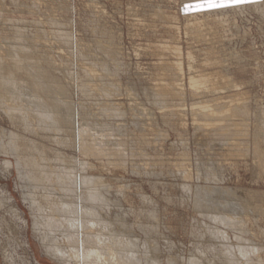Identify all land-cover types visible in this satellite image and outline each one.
Instances as JSON below:
<instances>
[{
	"label": "rangeland",
	"instance_id": "374dc122",
	"mask_svg": "<svg viewBox=\"0 0 264 264\" xmlns=\"http://www.w3.org/2000/svg\"><path fill=\"white\" fill-rule=\"evenodd\" d=\"M176 1L0 0V65L8 64L7 54L9 51H13L14 48L27 49L31 52L30 58L33 60H39L42 56L45 57L46 60L44 59L42 60L43 63L41 62L42 68L50 70L54 76L56 75L55 77L66 78L64 82L68 87V91L72 94H70L71 100H68L70 103L73 102L71 104L76 112V128L80 130L84 123H88L87 119L93 124L95 123L94 125L98 128V131H92L94 133L90 136H84V139L88 143L96 144L99 148H104L107 155L99 157L97 155L96 157L81 152L80 142L78 143L79 146L75 147L62 145L60 144L61 141L68 137L62 133H57V131L49 132L48 136L43 137L40 135L41 130L37 123H34V130L36 129L37 132H28L20 121L15 120L16 124L14 123V120L10 118L3 106L0 107V139L7 146L9 143L7 141H10L9 134L11 133L13 135L17 134L25 141L30 140L29 142H32L35 139V143L32 142L34 145L46 146L52 149L53 153L62 154V157L64 156L69 162L71 161V167L75 170L79 179L85 175L99 178L101 185L108 189V192H105L106 196L108 195L109 199L118 202L119 206L122 207L120 210H116L114 207L111 214L121 215L123 213L130 226L132 239L137 242L138 249H142V252L140 250L139 252L144 254L147 248L150 249L149 251L153 250V254L156 252L155 258L162 264H189L194 257L203 256L205 258H217L214 253L215 251L222 253V245L218 241L212 242L215 237L210 234V231L215 232L217 229L225 232L227 237L229 236L228 242L233 247L235 245V249H237V238L239 237L242 239L244 246L249 245L246 246L249 249L256 245L257 253L254 255V260L256 264H263L264 162L261 161L260 155L256 154V148L264 140V133L260 134L262 137L257 136L258 126H264V22L261 23L263 21L261 14L244 11V13L240 12L237 15L225 16V19H219V23L216 22L218 19H215V17L207 18V20L211 19L210 21L203 18V21L202 19L201 22L197 21L196 26L198 27L190 26L189 29L183 18L190 14L201 17L203 15L200 12H204L206 9L201 10L195 3L193 4L188 0H179L177 1L179 4ZM262 1L252 0V2L242 5ZM205 2L206 0L201 3ZM223 8L226 7L215 8L213 12L220 13ZM157 13L160 14L158 17ZM168 14L170 17L177 16V14H179V17L186 15L175 22L171 21L170 24L174 22L173 26H175L170 28L168 27L169 23L163 18L165 15L169 16ZM228 18L231 19L230 23L227 21ZM206 24L208 27L211 25L210 27L215 29H208ZM237 24L240 26L237 27ZM225 25L228 26L227 29L224 27ZM244 25H246L245 28ZM204 27H206V31ZM195 29L200 30V33L195 34ZM244 29L245 31H243ZM184 30H188V33L191 32L187 34ZM193 30L195 31L192 32ZM232 31L233 33H230ZM202 34L207 36L203 37ZM210 36L213 39H210ZM223 39L226 40L225 43ZM241 39H245L246 42L244 40L242 43ZM210 40H213V43L209 42ZM201 41H204V44ZM221 41L223 42L221 43ZM215 43L216 46L213 45ZM158 45L180 48L182 50V60L174 52H171L172 50L170 52L167 50L168 54L161 46H159V50L156 49ZM204 45L213 48L208 50ZM218 47L222 49L219 50ZM191 48H194V52L197 53L193 52L195 56L193 64L198 71L194 70L193 72L189 71L186 57L189 50L193 51ZM250 48L253 50H250ZM222 50L224 52L229 51L223 53ZM251 51H256L253 52V54L256 53L255 57L252 56ZM216 52L219 55L221 54L218 55L220 58ZM238 56H241L240 59H238ZM252 58L255 59L254 62ZM221 59L223 60L221 61ZM170 61L171 63L177 61L183 63L185 76L183 75L178 83L182 93L185 89L182 94L183 96L185 94V97L178 100L167 99V101L158 102L156 96L148 95L146 91H150L151 88L155 91H161L162 89L159 88L160 83L175 80V77L171 76V71L167 70L169 69L168 66L171 65ZM216 64L220 67H216ZM246 64L247 66H245ZM204 66L205 68L207 66L208 69H205ZM212 66L213 68L210 69ZM230 66L231 68L235 67V69H230ZM83 67L92 71L91 76L86 75ZM2 68L4 67L2 66ZM168 71L170 74H167ZM192 73H194L193 75H203L204 73V75L212 76L214 83L217 82L218 78V82L225 85H222L224 90L221 89L218 93L220 97L218 94H208V97L207 94L200 93L202 89L194 94L188 86V77ZM221 77H224V80ZM92 80L96 81L93 82ZM227 80L228 82L233 81L237 86L239 85L237 90L236 88H229V85L225 84ZM95 83L98 86H95ZM183 85L184 88H182ZM81 86L84 89H81ZM242 86L244 87L242 88ZM110 87L115 89L112 95L106 93V90H109ZM169 88L167 89L170 90ZM92 89L97 90L93 92ZM83 90L88 92V95H85ZM190 91L192 94H190ZM240 93H243L244 96L239 95ZM192 95H195V98ZM216 96L217 99L219 97L220 102L237 101L242 97L243 100L240 99L239 101L241 106L247 107L249 115L246 118L237 116L234 118L236 124L240 122L239 125H243L242 128V125L238 126L240 130L238 136L228 135V132L223 138L220 134L225 132H215L213 127H209L208 132H200L201 130L195 122V119L200 117L194 112V107L202 102H210V100L212 102L216 99ZM234 96L235 98H233ZM171 109L172 112H169ZM259 113H262V115ZM220 124L221 127L225 126V123ZM4 131L8 136L2 135ZM19 152L16 154L18 156L15 157L11 153V155L0 153V264H17L19 261V264H56L45 254V250L41 247L33 232V216L30 205L26 200V197L30 195L28 193L32 192V184L29 181L27 183L21 176L22 172H19V170L22 171V168L17 167V160L26 161L27 153L24 149L19 150ZM33 154L30 158L37 156L36 152ZM5 161L13 163L11 164L13 167H7ZM50 167L47 168V171L52 172L51 174L54 175H58L63 168L62 163L56 159L53 160ZM25 168H23V171H28L29 167L25 166ZM53 183L55 184L54 188L58 191L57 181H53L51 185ZM26 188L28 192H26ZM205 188L208 190L213 189L210 197H199L206 207L216 208L219 203H223L227 205L226 208H223L230 209V211L232 209L244 210L243 217L242 213L241 215H232L235 213L227 212L224 214L232 216V218H242L245 232H242L240 228L230 229L217 224L207 217L208 214H205L209 210L196 208V192L200 194ZM16 208L19 210L17 211ZM9 209L11 212H9ZM16 212L18 215L12 214ZM214 213L217 214L215 211ZM218 213L220 214L221 211ZM10 242L12 245L14 244L13 247H11ZM24 242L29 243V246L24 247ZM16 247L18 248L16 249ZM15 250L16 253H14ZM200 250L205 252V255L204 253L201 255ZM19 258H22V260ZM10 259H13V261ZM240 263L246 264L247 260L240 258Z\"/></svg>",
	"mask_w": 264,
	"mask_h": 264
},
{
	"label": "bare ground",
	"instance_id": "6f19581e",
	"mask_svg": "<svg viewBox=\"0 0 264 264\" xmlns=\"http://www.w3.org/2000/svg\"><path fill=\"white\" fill-rule=\"evenodd\" d=\"M174 1H176V0H174ZM177 1H179V0H177ZM188 1L191 3L193 2V4L195 3L197 6L204 4V3H201L204 0H188ZM148 7L150 8V6H148ZM151 8H153V7H151ZM157 9H159V8H157ZM209 10H212V11H209ZM209 10L206 9V11L200 12V14L203 15L201 17H198L197 15H194V14H190V15L184 14L186 16L183 18V20L186 21L185 23L187 24V26H189L188 28L190 29V26L195 27L198 24L197 21L201 22V19L203 21L205 18L207 20V18H209V17H212V18L215 17V19H218L216 22L219 23L220 22L219 19H221V18L225 19L224 18L225 16H229L231 14L237 15L240 12L244 13V11H246V12L252 11V12L258 13L259 15L261 14L260 16L263 20V21H261V23L264 22V0L260 3L255 2V3L250 4V5H248V4L242 5L241 4V5H237V6L226 7V8L221 9L220 13L213 12V9H209ZM210 12H212V13H210ZM149 13H151V12H149ZM177 13H179V12H177ZM179 14H177V16H172V17H170V15L166 16L167 15L166 14L163 17L169 23L168 27L172 28L171 26H173L174 22L179 20L180 17L184 16V15H181L179 17ZM195 14H197V13H195ZM153 15H155V14H153ZM158 15H160V14L157 13V17H158ZM198 15H199V13H198ZM160 17H162V16H160ZM242 18H244V17H242ZM245 18L247 19V17H245ZM250 19H251V17H250ZM210 20L211 19H209L207 21H210ZM230 20L231 19H229L227 21H229V23H230ZM234 20H236V19L234 18ZM171 21H174V22L172 24H170ZM257 21H258V19H257ZM212 23H214V22H212ZM217 23H216V25H217ZM221 23H222V20H221ZM164 24L166 25V23H164ZM226 24H228V23H226ZM199 25H200V23H199ZM260 25H263V24H260ZM260 25H259V27H260ZM181 26H182V24H181ZM183 26H184V24H183ZM210 26L208 27V25H207V28L208 29H210V28L215 29V28L210 27ZM235 26H234V28H235ZM239 26L240 25L237 24V27H239ZM245 26L246 25H244V28H245ZM184 27H186V26H184ZM196 27H198V26H196ZM217 27H219V26H217ZM224 27H226V25ZM227 27H226V29H227ZM179 28H181V27H179ZM179 28H178V30H180ZM199 29H200V27H199ZM204 29L206 31V27H204ZM195 30H193L192 32H194ZM197 30H196V32H194L195 34L200 31V30L199 31H197ZM217 30H216V32H217ZM246 30H247V28H246ZM202 31L204 32L203 27H202ZM238 31H240V30H238ZM243 31H245V29ZM185 32H187V34H190L191 31L189 33H188V30ZM247 32H249V31H247ZM212 33H215V32H212ZM230 33H233V31ZM191 34H193V33H191ZM207 34H208V32H207ZM238 34H239V32H238ZM205 35L206 34H204V36ZM219 35H220V32H219ZM236 35H234V36H236ZM201 36H203V34ZM220 36L222 37V35H220ZM220 36H219V39H220ZM203 37H202V39H203ZM211 37L212 36H210V39H213ZM223 38H224V36H223ZM233 38H235V37H233ZM225 39H227V38H225ZM174 40H175V38H174ZM191 40H192V38H191ZM205 40H208V39H205ZM244 40H242V43ZM212 41L210 40L209 42L213 43ZM223 41H224V39H223ZM223 41H221V43ZM225 41H224V43H225ZM197 42H199V41H197ZM216 42H218V41H216ZM227 42H226V44H227ZM245 42H246V40H245ZM205 45H207V44H205ZM208 45H209V43H208ZM213 45L216 46V43ZM239 45H242V44H239ZM159 46H161L166 51L169 50V52H170V50H172L171 52H174V54L177 57H180V59H181L182 50L180 48H178V47L172 48L171 46H170L171 47L170 48V47H168V45L167 46L158 45V47L156 49H158ZM207 46H205V48ZM250 47H252V45H250ZM209 48L211 49L213 47H207L208 50H209ZM215 48H217V47H215ZM220 49H222V48H219V50ZM251 49L252 48H250V50ZM12 50L13 51H9L8 54L6 53L8 64L0 65L1 66L0 67V107L3 106V108H5L4 110L6 112H8L10 118L14 120V123L16 124L15 120L20 121L23 124V126L25 127V130H27L28 132L29 131L37 132L36 129L34 130V127H35L34 123H37L39 125V129L41 130L40 135L43 137L48 136L49 132L57 131V133L58 132L62 133V134H64V136L68 137L67 139H63L61 141L60 144H62V145H65V146L70 145V147H75V146H79L78 143L80 142L79 148H80L81 152H85L89 155L92 154L91 156L94 155L96 157H97V155H98V157L103 156V155L104 156L107 155L104 148H102V147L99 148L96 144L88 143V142H86L87 140L84 139V136H87V135L90 136V135H92V133L98 131V128L94 125L95 123L93 124L90 120L87 119L88 123L87 124L84 123L81 126L80 130H78L76 128V112H75V108L71 104L73 102L70 103V101H69V100H71L70 99L71 93L68 91V89H67L68 87H66V83L64 82V79H66V78L62 79V78L55 77L56 75L54 76V74L50 70H44L42 68L41 62L44 59L46 60L45 57L42 56L41 57L42 59L39 58V60H33L30 58L31 52L27 51V49L14 48ZM112 51H114V50H112ZM155 51H157V50H155ZM197 51H198V49H197ZM215 51H216V49H215ZM162 52H164V51L162 50ZM193 52H194V50L193 51L189 50L186 54L187 61H188V68H189L190 72H193L194 70L198 71V70H196V66L194 67V64H193V62L195 60V56H194L195 52L194 53ZM227 52L223 51V53H227ZM253 52H256V51H253ZM253 52H252V56L254 55L253 57H255L256 53L253 54ZM167 53H168V51H167ZM202 53H204V52H202ZM212 53L213 52L211 51V55L213 56ZM218 53H219V51H218ZM218 53L216 52L217 56L219 55ZM195 54H197V53H195ZM239 54H242V53H239ZM171 55H172V53H171ZM222 55H224V54H222ZM236 55H238V54H236ZM160 56H163V55H160ZM243 56H245V55H243ZM173 57H175V56H173ZM223 57H225V56H223ZM240 57L238 59H240ZM162 58H164V57H162ZM222 60L223 59H221V61ZM232 60H235V59H232ZM252 60H253V58H252ZM254 60H253V62H254ZM212 61L214 62V60H212ZM217 61H218V59H217ZM10 62H13L14 64L10 63ZM170 63H171V61H170ZM167 64H168V62H167ZM223 64H224V62H223ZM237 64H238V62H237ZM247 64L245 66H247ZM20 65H22V66H20ZM159 65H160V63H159ZM253 65H255V64H253ZM2 66L4 68H2ZM213 66L210 67V69L213 68ZM233 66H234V64H233ZM245 66H243V67H245ZM160 67H162V65H160ZM168 67H169V69H167V70L171 71L170 72L171 76L172 77L174 76L175 80L172 79V80H174L172 82H170L171 80L168 81V83H170V84L166 83L167 81H165V83H162V84L160 83L161 85L159 84V88L162 89L161 91H155V89L153 90L152 88H151V90H153V91H151V90L146 91V93L148 95H152L154 97L156 96V98H157L156 100L158 102L165 101V100L167 101V99L168 100H178L181 97H183V98L185 97V94H184V96L182 95L185 92V89H184V92L182 93L180 91V84L178 83V82H180L179 79L182 78L184 75L183 63L181 61H177V62L171 63V65ZM216 67H218V65ZM221 67H223V66H221ZM197 68H199V67H197ZM204 68H205V66H204ZM206 68H207V66H206ZM92 69H93V67H92ZM165 69H166V67H165ZM200 69H199V71H200ZM230 69L233 70V69H235V67L231 68V66H230ZM162 70H163V68H162ZM164 71H166V70H164ZM169 71L167 74H170ZM224 71H225V69H224ZM229 71H231V70H229ZM84 72L86 73L87 76L88 75L91 76L92 71L90 69L87 70L84 68ZM214 73H217V72H214ZM186 74H188V73H186ZM193 74L194 73H192L190 75V77H188L189 79L187 77L186 78L189 80L188 86H190L189 88L192 89L194 94L196 93V91H200V89H202V91H200V93L203 92L207 95L208 94L209 95H217L218 93H220L219 91L221 89L224 90V87L222 88V85H224V84L219 83L218 78H217V82L219 84L217 82L216 83L213 82L214 78H212V76L204 75V73H203V75H201V74L193 75ZM196 74H197V72H196ZM214 75H217V74H214ZM229 75H230V73H229ZM228 76H227V78H228ZM215 77H218V76H215ZM184 78H183V80H184ZM158 79H160V78H158ZM161 79H163V78L161 77ZM165 79H167V77ZM222 80H224V77L222 78ZM231 80H230V82H228V80H227V83H225V82L224 83L226 85H229L228 86L229 88H236V90H237V87H239V85L237 86V84ZM92 81L95 82L96 80L95 81L92 80ZM155 83H156V81H155ZM157 83H159V82H157ZM96 84L97 83H95V86H98ZM242 85H243V83H242ZM91 87H93V86H91ZM168 87H170L169 88L170 90L167 89ZM243 87L244 86H242V88ZM108 88H106V89H108ZM182 88H184V85L182 86ZM81 89H84V87L82 88V86H81ZM228 89H227V91H228ZM95 90H97V89H95ZM95 90L92 89L93 92H96ZM113 90H115V89L110 87L109 90H106V93H108V95H112L114 92ZM89 91H91V90H89ZM129 91H131V90H129ZM240 91L242 92V90H240ZM71 92H73V91H71ZM83 93L85 95L86 94L88 95V92H86L85 90H83ZM95 94L97 95V93H95ZM190 94H192L191 91H190ZM241 94L243 95V93H240L239 95H241ZM198 95H199V92H198ZM209 95H208V97H209ZM218 95L220 97V94H218ZM203 96H204V94H203ZM235 96L233 98H235ZM219 97L217 99V96H216V99H214V101L211 102V100H210V102H202V103L197 104L194 107V112L197 113V115L200 117V118L195 119V122L198 124V128L201 130L200 132H202V131L208 132L209 127H213L215 132H218V133H220L219 131H221V133L223 131L225 132V133L220 134V136L223 138H224V136H226V134L228 132H229L228 135L230 134L233 136H235V135L238 136L240 134V130H239L238 126H241L242 124L239 125L240 122L238 124H236L234 118L236 116L240 117V118L248 117L249 110L247 109V107L241 106V103L239 100L242 99V97H240V99L238 98L239 100H237V101L231 100L228 102H220ZM233 98H231V99H233ZM207 99L209 100V98H207ZM207 99H205V100H207ZM188 100H189V98H188ZM244 100H246V99H244ZM181 101H183V100H181ZM172 102H174V101H172ZM166 107H168V106H166ZM168 109H169V107H168ZM217 109H219V110H217ZM90 110H91V108H90ZM169 112H172V109ZM177 113L179 114V112H177ZM180 113H182V112H180ZM259 114L262 115V113H259ZM118 115H119V111H118ZM194 115H196V114H194ZM256 117H258V116H256ZM179 118H180V116H179ZM258 120H260V119H258ZM220 123H225V126L221 127L222 125ZM242 123L244 124V121ZM255 123H257V122H255ZM260 123H259V125H260ZM18 126H20V125H18ZM242 127H243V125L241 126V128ZM246 127H248V126H246ZM258 127H259L258 135L257 134L256 135L258 137H260L261 136L260 134L264 133L263 132L264 126L260 125ZM106 128H108V127H106ZM92 131H94V132H92ZM255 131H257V130L255 129ZM20 132H22V131H20ZM247 132H248V130H247ZM2 135L8 136V134L5 133V131L2 133ZM206 135H207V133H206ZM9 136H10V138H9L10 141L6 140L7 143L9 142L8 146H7V144H4L3 140L0 139V153H5V154L11 153L14 155L13 157H15V156H18L16 154L19 152V150L22 151V149H24L25 152L27 153V157H29V158L26 157V159H27L26 161L17 160V167L19 169L22 168L21 169L22 171L19 170L20 173L22 172L21 176L27 181V183L29 181L32 184V187H31L32 192L28 193L30 195L26 197V200L28 201V203L30 205L31 214L33 216L32 217L33 218V220H32L33 232L35 234V237H37L39 244L45 250L44 251L45 254L48 257H50V259H52L56 264H162L158 259L155 258L156 252H155V254H153L152 253L153 250L149 251L150 249L147 248L146 251H144V254L141 253L142 249L141 250L138 249L139 246H138L137 242H135V240L132 239L133 236L131 237L130 226L127 222L126 216L123 213L121 215L120 214H115V215L111 214V211L114 209V207L116 208V210H120L122 207L119 206L118 202H113L112 199H109L107 197L108 195L106 196L105 192H108V189H106L105 186L101 185L99 178L94 177V176H90V175L83 176V174H82L83 177H81L79 179L75 170H73V168L71 167V161L69 162V160L66 159L64 156L62 157L61 156L62 154L61 155L58 153L55 154V153H53L52 149H49L46 146H41L40 144H38L39 146L34 145L33 143H35L34 142L35 139L32 141L33 142L32 143V142H29L30 140L29 141L26 140L27 141L26 142L22 137L17 136V134L13 135L11 133V134H9ZM54 136H56V135H54ZM43 137H41V138H43ZM6 139H8V138H6ZM57 140L59 141V139H57ZM93 143H94V141H93ZM238 143H239V141H238ZM232 146L234 147V145H232ZM257 147L258 148H256V154L257 155L259 154L261 161L264 162V140H262V142H260V144ZM230 149H231V147H230ZM34 152L37 153L36 154L37 156L30 158L31 154H32V156L34 155L33 154ZM89 155H87V156H89ZM54 159H56L57 161H60L62 163L63 168H62V170L59 171L58 175L57 174H55V175L51 174L52 172L49 173L47 171L48 170L47 168H49L50 165L53 164ZM75 161H76V159H75ZM11 164H13V163H10V162L5 163V165L7 167H10ZM261 165H263V164H261ZM25 166L29 167L28 171H26L27 168H25ZM12 167L13 166H11V168ZM23 168H25L26 170L23 171ZM15 169H16V167H15ZM50 169H51V167H50ZM89 169H91V168L89 167ZM25 180H24V182H25ZM55 180L57 181L56 186L59 189L58 191L56 188H54L55 187L54 183H53L54 186L51 185L52 182ZM23 184H26V183H23ZM27 188H28V186H27ZM27 188H26V190H27ZM107 188H109V187H107ZM26 192H28V190ZM211 192H213V189L208 190L207 188H205L204 191L201 192L200 194L196 192V197H197V199L195 200L196 208L201 209V210L202 209L209 210V212L207 211V212H205V214H208L207 217L211 221L213 220L214 222H216L217 224L224 225L230 229L231 228L232 229L240 228L242 232H245V230L243 228L242 218H238V219L232 218V216L230 217V216H227L226 214H224L227 212V213H235L232 215H236V214L241 215V213H242V217H243L244 216L243 215L244 210L240 211V209H235V210L232 209L230 211V209H225L227 207V205L223 204V203H219L218 206H216V208H211L210 206L208 208L204 205V202L199 197L208 198L211 196ZM24 193H25V191H24ZM208 193H209V195H207ZM211 203H213V202H211ZM214 204H217V203H214ZM223 207H225V208H223ZM16 210H17V208H16ZM214 211L217 212V214L214 213ZM219 211H221L220 214L218 213ZM9 212H11L10 209H9ZM12 214H17V212L12 213ZM14 217H15V215H14ZM18 219H20V218H18ZM18 219H17V221H18ZM23 219H25V218H23ZM244 221L246 222V220H244ZM11 223H12V221H11ZM247 223H249V222H247ZM13 225H15V224H13ZM245 225H247V224H245ZM142 230H143V228H142ZM215 230H216V228L214 229V231ZM12 232H13V230H12ZM210 234L212 236L214 235V237H215V240L213 239L214 241H212V242L218 241L222 245V250H223L222 253L216 252L214 250L215 251L214 254H215V256H217V258H212V257L205 258V256L194 257L193 259L190 260L189 264H242V263H240V258L247 260L246 264H256V262L254 260V255H256V253H257V249L255 248L256 245L252 246L253 248L249 249V248H247L249 245L247 246V244L245 243L246 245L244 246L242 239H240V237H239V238H237L238 246H237V249H235V245L233 247V246H231L232 244H229V242H228L229 236L227 237L225 232H222V231L217 229V231H215V232L210 231ZM246 234H247V232H246ZM12 235L14 236V234H12ZM4 242H6V241H4ZM1 243H3V242H1ZM15 243H16V240H15ZM10 244H11V242H10ZM13 245L11 247H13ZM23 245H24V247H27V246H29V243L24 242ZM0 246H1V244H0ZM11 247H10V250L12 249ZM140 247H142V246L140 245ZM2 248H3V246H2ZM17 248L18 247H16V249ZM2 250H4V249H2ZM139 250L141 252H139ZM200 251H198V252H200ZM14 253H16V250ZM202 253H204V255H205V252L201 251L200 254L202 255ZM9 254H11V253H9ZM17 255H19V254H17ZM12 257H14V256H12ZM15 258H17V257H15ZM19 259L22 260V258H19ZM28 259H30V258H28ZM150 260H151V262H150ZM11 261H13V259ZM219 262H221V263H219ZM19 263H20V261H19ZM19 263H17V264H19ZM23 263H24V261H23ZM170 264H173V263H170Z\"/></svg>",
	"mask_w": 264,
	"mask_h": 264
},
{
	"label": "snow or ice",
	"instance_id": "6c2138e0",
	"mask_svg": "<svg viewBox=\"0 0 264 264\" xmlns=\"http://www.w3.org/2000/svg\"><path fill=\"white\" fill-rule=\"evenodd\" d=\"M249 2H252V0H206L204 4L198 5V7L201 10L215 9L221 7L237 6Z\"/></svg>",
	"mask_w": 264,
	"mask_h": 264
}]
</instances>
